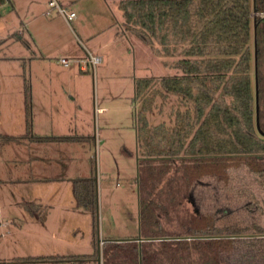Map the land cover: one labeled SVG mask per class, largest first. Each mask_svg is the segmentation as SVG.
Here are the masks:
<instances>
[{
	"label": "rangeland",
	"instance_id": "1",
	"mask_svg": "<svg viewBox=\"0 0 264 264\" xmlns=\"http://www.w3.org/2000/svg\"><path fill=\"white\" fill-rule=\"evenodd\" d=\"M77 1L82 3L84 0ZM68 8L65 6L66 10ZM101 8L99 12H96L98 8L93 9L95 13L91 11L89 20L83 21L88 32L90 27L99 26L90 38L85 39L82 31L74 26L82 42L78 44L82 51L80 57L86 55L84 46L90 48L91 44L99 41L113 42L112 56L103 57L95 65L94 72L90 64L86 69H80L73 62L70 66L75 65L76 70L71 71L70 66L65 67L56 60L61 57L56 51L45 58H31L24 54L27 46L35 50L28 33L31 29L29 25L25 27L15 23L16 14L3 12L0 26V153L5 146L8 147V142L19 150L20 139L26 141L25 138L33 135L37 123L39 132L43 133L44 129L48 133L54 132L58 127V117L48 119L43 115L37 122V112L42 108L45 111L52 106L50 102H54L53 106L69 114L60 122L62 125L69 122L68 132L89 135L84 140L68 141L70 143L53 142L59 143L61 157L64 158L65 153L74 154L69 159V165L79 163L80 159L75 155L86 148L84 172L89 180L87 184L92 186L86 203H83L85 205L81 204L80 213L73 212V209L71 212L69 208L72 218L65 221L63 218V221L56 219L52 213L44 221L46 227L43 229L38 225L40 220L23 222L17 217L12 226V220L2 219L1 215L0 264H122L119 258L127 252L126 245L129 244L126 240L139 239L140 235H146L147 229L154 234H166L170 229L181 231L180 222L188 213H209L214 216L217 225L237 223L250 226L257 223L264 227V184L257 181L245 164L229 167L225 179L204 175L194 180L184 191L176 209L170 208L168 220L166 217L160 219L149 206L158 204L155 192L151 191L153 195L149 194V199L142 197L141 168L147 142L143 137L147 128L152 132L163 128L167 136L177 126V115L188 116L193 123V106L165 92L161 86V78L181 73L175 66L180 54L166 55L156 41L147 43L142 40L136 27L125 24L118 0H104ZM112 18L114 23L107 26ZM40 22L42 26L38 29V38L43 41L44 47L50 30V35H60V39L69 38L71 41V29L56 8L52 7L48 14L44 13ZM68 23L73 25L74 22L70 20ZM103 24L107 27L104 28ZM51 39L49 44H53ZM63 56L75 58L73 55ZM140 78L149 79V84L141 93L135 90V80ZM78 102L89 110L82 126L74 116ZM97 106H104V109L97 111ZM50 143L43 140L37 147H43L44 154L57 156L60 161L59 150L52 148L54 146ZM166 143L169 141L166 140ZM30 147L29 142L27 149ZM55 153L58 155L55 156ZM45 161L54 164L50 157ZM17 163L11 161V165ZM63 190L62 186L61 193ZM26 207L31 213L37 205ZM32 212L34 217H40L38 212ZM162 214L164 216V212ZM74 225V229L79 228L73 231L78 235L71 238L72 243L60 245L56 232L68 231ZM112 245L113 250L109 251ZM62 257L66 259L62 260ZM78 257L81 259L76 260Z\"/></svg>",
	"mask_w": 264,
	"mask_h": 264
},
{
	"label": "trees",
	"instance_id": "2",
	"mask_svg": "<svg viewBox=\"0 0 264 264\" xmlns=\"http://www.w3.org/2000/svg\"><path fill=\"white\" fill-rule=\"evenodd\" d=\"M118 5L125 24L136 27L142 40L156 41L166 55L180 54L175 66L181 73L161 78V86L193 106V123L179 114L167 136L163 128L144 134L142 197L149 199L152 191L160 201L149 206L168 220L194 180L225 179L228 168L240 164L264 184V135L255 109L256 72L264 132V16L251 15L253 9L264 11V0H118ZM148 80H135V90L141 93ZM87 182L73 181L77 204L86 203L92 186ZM180 224L181 231L147 229L139 239L126 240L121 263L264 264V227L257 223L217 225L213 215L201 212L188 213Z\"/></svg>",
	"mask_w": 264,
	"mask_h": 264
},
{
	"label": "crops",
	"instance_id": "3",
	"mask_svg": "<svg viewBox=\"0 0 264 264\" xmlns=\"http://www.w3.org/2000/svg\"><path fill=\"white\" fill-rule=\"evenodd\" d=\"M6 1H8V4H6ZM61 5L69 7V10H73L75 12V16L70 19L74 23L73 25L69 24L67 20L64 19V22L69 26L71 29V32L73 34L71 41L68 38L60 39V35H50L51 30L49 31V36L45 39L48 40L46 47H44L43 41L41 42L38 38L39 31L38 30L42 24L40 22V18L45 13V7L47 6V0H5L0 4V26H1V19L5 14H16L17 19L14 21L17 24H20L21 26H28L31 30H28L29 36L31 38V42L35 45V50L28 49L27 46V52L24 54H27L32 57L37 58H45L47 55L56 53L60 55L61 57H64L63 55H73L74 57H80L79 55L82 54V51H80V47L78 46L80 39L78 38L79 35L77 34L75 27L79 31H82L84 34V38L87 39L90 38L92 35H90L92 32H94L96 29H99V26H95L96 28H91V30H88L84 26V22L88 19V15L92 11V13H95V8H98L96 12H99L102 6V3H104V0H84L82 3H77V0H57ZM77 1V2H76ZM106 1V0H105ZM77 3V5H75ZM107 3V2H106ZM4 9V11H3ZM4 12V13H3ZM69 20V21H70ZM114 18L109 20L108 23H106L107 26L114 23ZM116 19L115 21H117ZM46 22V19H45ZM87 23V22H86ZM51 23H49L50 27ZM93 25V24H89ZM104 25V24H103ZM104 25V28L107 27ZM110 28V27H109ZM34 33V34H33ZM19 34V32L17 33ZM88 36H85L87 35ZM17 38L21 39L20 35L16 36ZM76 37V38H75ZM116 37V36H115ZM52 40L53 44H49L50 40ZM54 38V39H53ZM85 45V44H84ZM83 45V46H84ZM113 45V42L111 40L106 42H96L95 44H91L90 48H86L84 46V50H89L94 53H98L101 55V61L103 57L108 58L112 56L111 53V47ZM30 52V53H29ZM57 57L56 60H58ZM100 61V62H101ZM58 62H60L58 60ZM99 62V63H100ZM61 63V62H60ZM62 64V63H61ZM74 64V63H73ZM76 64V63H75ZM65 67H69L70 64L64 65ZM70 70L74 72L76 70L75 65L70 66ZM95 70V69H94ZM93 70V72H94ZM52 106L45 111H43L42 108L37 112V118L38 121L45 116L48 119L58 117L56 119V124H58V127L55 128L54 132H39V125L36 124L35 127V133L33 135H29L26 139V141H23V138L20 139L19 144V150L14 149L15 145H11V142H8V147L5 146V150L0 153V216L2 215V219L5 218V220H12L11 224L13 226L14 219L18 217L19 220L25 221H34V220H40V227L43 229L45 228L46 221L52 213H54L56 216V219L61 220L62 218L64 221L66 219L72 218L70 217V211L69 208H71V212L73 209V212L80 213L82 210L80 207H82L81 204H77L73 190H71V187H73V181H71L74 178H85L87 177L84 169L86 166V161H84V158L86 156V148H82V155L78 154L75 155L76 157H79L80 161L79 163H76L74 165H69V159H72L74 157L73 153H65L64 158L61 157L62 150L59 147V143H54L53 141H62L70 143L68 141L71 140H84V138L89 136L88 134H76L71 133L66 130V128L69 125L61 124L63 118L68 117L69 115L67 112L63 113L64 111H60L58 108L53 106L54 102H50V105ZM43 107V106H42ZM97 111H101L104 109V106H97L95 107ZM57 109V110H56ZM85 109V110H84ZM85 106H83L82 102H78L76 106V114L74 113L75 119L79 120V124L82 126L85 124V116L87 112L89 111ZM63 113V114H62ZM61 117V118H60ZM67 119V118H66ZM66 125V126H65ZM58 128V129H57ZM50 134V135H49ZM30 137V140H29ZM5 138V137H3ZM48 138V139H47ZM43 140H49L53 144L54 149L59 150L60 155V161L58 160L57 156L58 154L55 153L56 158L48 156L47 154H44V148L37 147V144L43 143ZM30 142V148H28V143ZM10 145L13 149H11ZM26 146V148H22L23 146ZM2 146H0L1 148ZM14 150V151H13ZM10 152V153H9ZM57 152V151H56ZM85 155V156H84ZM50 160L53 159L54 164L47 163L48 161H45L46 159ZM16 158V160L14 159ZM58 161H56V160ZM63 159V160H62ZM11 161H18L17 165H11ZM25 161H27V164H25ZM15 166V167H13ZM63 186V193H61V188ZM66 189V190H65ZM35 204L37 205V208L35 210H31V213H29L28 208L26 205ZM68 205V206H67ZM32 211L34 213L38 212L40 217H34L32 215ZM43 212V213H41ZM67 212V213H66ZM42 214V216H41ZM61 214V216H59ZM32 215V216H31ZM63 215V216H62ZM62 219V221H63ZM70 228L68 231L64 232H56L58 235L57 241L59 244L67 245V243H72L71 238H74L75 235H78V232L74 233V230H78ZM59 229V227H58ZM57 229V230H58ZM11 230V229H10ZM55 231L53 232V234ZM86 233V232H85ZM84 235V232L82 233ZM100 240H98L97 247H99ZM101 241H104L101 239ZM41 248V247H40ZM94 248V246H93ZM5 249H7L5 247ZM60 256V255H59ZM62 256V255H61ZM64 257V256H63ZM61 258L62 260L66 258ZM81 259L80 257L76 258V260Z\"/></svg>",
	"mask_w": 264,
	"mask_h": 264
},
{
	"label": "built area",
	"instance_id": "4",
	"mask_svg": "<svg viewBox=\"0 0 264 264\" xmlns=\"http://www.w3.org/2000/svg\"><path fill=\"white\" fill-rule=\"evenodd\" d=\"M52 7L56 8L57 12L60 13L67 21L75 16V12L73 10H66L65 6L61 5L57 0H47L45 13L48 14ZM251 15L264 16V11L253 10ZM101 58L102 57L100 54L86 50V55L84 57H75L73 59L68 57H60L58 60L64 65H68L71 62L76 63L79 65L80 69H86L87 65L90 64L94 70L95 65L101 61Z\"/></svg>",
	"mask_w": 264,
	"mask_h": 264
},
{
	"label": "water",
	"instance_id": "5",
	"mask_svg": "<svg viewBox=\"0 0 264 264\" xmlns=\"http://www.w3.org/2000/svg\"><path fill=\"white\" fill-rule=\"evenodd\" d=\"M254 60H255V53H254ZM255 71H256V66H255ZM255 109H256V127L258 131L264 135V132L260 128L259 119H258V90H257L256 72H255Z\"/></svg>",
	"mask_w": 264,
	"mask_h": 264
}]
</instances>
